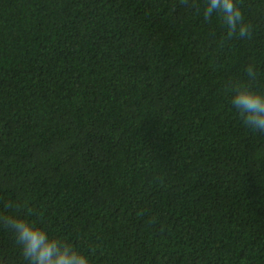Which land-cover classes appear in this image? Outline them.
<instances>
[{
	"label": "trees",
	"instance_id": "trees-1",
	"mask_svg": "<svg viewBox=\"0 0 264 264\" xmlns=\"http://www.w3.org/2000/svg\"><path fill=\"white\" fill-rule=\"evenodd\" d=\"M180 0H0V214L91 264H264V0L227 38ZM10 206V207H9ZM0 264H26L0 227Z\"/></svg>",
	"mask_w": 264,
	"mask_h": 264
},
{
	"label": "clouds",
	"instance_id": "clouds-1",
	"mask_svg": "<svg viewBox=\"0 0 264 264\" xmlns=\"http://www.w3.org/2000/svg\"><path fill=\"white\" fill-rule=\"evenodd\" d=\"M180 5L200 10L196 0H180ZM202 13L206 20L220 16L228 39L251 38V26L245 22L239 0H205ZM246 75L249 82L230 84L231 104L246 128L264 133V92L251 84L257 76L253 65L247 66ZM0 227L11 232L26 264H91L89 256L73 243L50 235L27 218L0 214Z\"/></svg>",
	"mask_w": 264,
	"mask_h": 264
}]
</instances>
